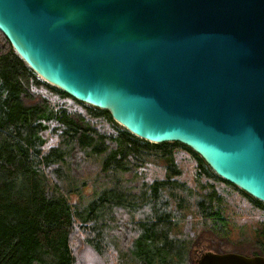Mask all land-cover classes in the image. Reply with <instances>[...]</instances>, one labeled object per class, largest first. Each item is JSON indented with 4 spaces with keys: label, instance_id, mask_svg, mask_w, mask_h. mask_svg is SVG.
<instances>
[{
    "label": "water",
    "instance_id": "obj_1",
    "mask_svg": "<svg viewBox=\"0 0 264 264\" xmlns=\"http://www.w3.org/2000/svg\"><path fill=\"white\" fill-rule=\"evenodd\" d=\"M0 32L49 85L264 203V0H0Z\"/></svg>",
    "mask_w": 264,
    "mask_h": 264
},
{
    "label": "trees",
    "instance_id": "obj_2",
    "mask_svg": "<svg viewBox=\"0 0 264 264\" xmlns=\"http://www.w3.org/2000/svg\"><path fill=\"white\" fill-rule=\"evenodd\" d=\"M109 115L40 79L0 32V264H112V253L117 264H194L202 235L191 233L190 215L177 229L187 198H195L217 244L228 242L215 182L264 212L263 202L218 177L190 148L115 130ZM50 133L56 143L45 150ZM182 148L213 192L168 176L143 179L139 167L160 157L178 175L174 153ZM261 230L250 241L264 254Z\"/></svg>",
    "mask_w": 264,
    "mask_h": 264
},
{
    "label": "rangeland",
    "instance_id": "obj_3",
    "mask_svg": "<svg viewBox=\"0 0 264 264\" xmlns=\"http://www.w3.org/2000/svg\"><path fill=\"white\" fill-rule=\"evenodd\" d=\"M41 93H46L52 99H56L55 96L51 95V93L49 94L45 90ZM81 103L89 107L97 108L92 106V104L89 105L84 102ZM111 124L115 130L124 129V127L119 124L118 126L113 123ZM106 126L108 127L107 123H105V127ZM55 143L56 137L50 133L43 148L46 150ZM174 160L176 164L175 167L180 172L178 175L170 174V172L166 170L168 161L162 159L161 157L160 159H152L146 162L142 167H139L138 171L143 173V179L147 184H149L154 179H164L166 176H168L171 179L184 182L191 190H197L200 193H204V189H206L205 191L208 193L213 192V187L208 183H205V186L202 185V179L208 181L210 178H204L205 173L198 172L196 170V164L194 160L189 157V154L184 148L175 150ZM210 171L211 170L208 168L209 173H211ZM215 183V188L217 190L216 192H218L219 195L217 199L218 202H214V205L220 209L221 216L226 220L227 223L226 230L228 232V242L226 243L233 245V247L237 249H244L248 246H252L250 240L259 239L260 232L262 231L261 229L264 228V212L254 207L252 203L236 189L227 186L223 182ZM68 198L71 203H75L77 200L75 195H70ZM171 205L172 208H175L174 202H172ZM181 212L182 218H184L179 220L180 224L179 227H177L178 230L183 231L186 222L185 217L190 215V231L193 235L201 234L202 238L200 240L206 243H213L214 241V244L217 248L222 246L221 243L217 244L215 237L210 235V231L207 229L209 225L208 221H204L197 215V211L195 209V198H187L184 202V207ZM111 263L117 264L115 253H112Z\"/></svg>",
    "mask_w": 264,
    "mask_h": 264
},
{
    "label": "flooded vegetation",
    "instance_id": "obj_4",
    "mask_svg": "<svg viewBox=\"0 0 264 264\" xmlns=\"http://www.w3.org/2000/svg\"><path fill=\"white\" fill-rule=\"evenodd\" d=\"M193 257L194 260L198 259V257L206 251H213L216 253H225V252H235L238 254L246 255V256H254V255H260L264 257V254H261V251L259 249V245L255 244L254 246H248L244 249H237L233 247V245L227 244V243H222V246L217 248L213 243L211 242H204L202 240H199L195 246H193Z\"/></svg>",
    "mask_w": 264,
    "mask_h": 264
}]
</instances>
